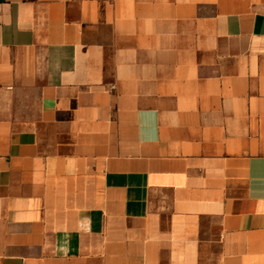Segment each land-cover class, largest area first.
<instances>
[{"label": "crops", "instance_id": "0c3cea01", "mask_svg": "<svg viewBox=\"0 0 264 264\" xmlns=\"http://www.w3.org/2000/svg\"><path fill=\"white\" fill-rule=\"evenodd\" d=\"M0 264H264V0H0Z\"/></svg>", "mask_w": 264, "mask_h": 264}]
</instances>
